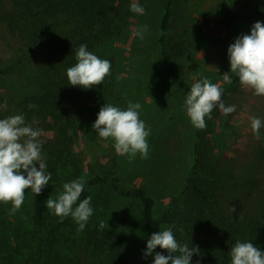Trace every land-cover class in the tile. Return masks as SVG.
<instances>
[{"label": "trees", "instance_id": "16d2710c", "mask_svg": "<svg viewBox=\"0 0 264 264\" xmlns=\"http://www.w3.org/2000/svg\"><path fill=\"white\" fill-rule=\"evenodd\" d=\"M174 3L166 0L160 23L165 60L182 56L189 44L172 36ZM124 16L125 0H0V21L18 41L13 56L0 68V89L27 123L38 121L33 126L51 134L43 155L52 176L42 194L31 192L28 206L15 215L0 203V264H130L129 247L114 230L88 222L78 233L70 217L61 223L46 208L49 193L63 190V177L81 176L75 143L81 125L90 119L89 101L97 95L106 98L114 84L111 68L102 85L91 90L73 87L67 69L76 63L75 51L81 44L100 57L99 49L120 34ZM237 85L239 78L233 75L228 87L235 92ZM29 104L35 107L29 109ZM211 115V120L205 118V130L194 128L192 167L181 191L160 213L154 196L142 187L124 188L113 172L86 182L80 199L106 184L121 197L137 200L146 239L159 232L161 225H175L178 242L200 249L202 255H194L192 264H231L228 254L237 241L251 242L264 251V208L257 216L245 217L231 214L223 205L233 177L211 146L216 110Z\"/></svg>", "mask_w": 264, "mask_h": 264}, {"label": "rangeland", "instance_id": "374dc122", "mask_svg": "<svg viewBox=\"0 0 264 264\" xmlns=\"http://www.w3.org/2000/svg\"><path fill=\"white\" fill-rule=\"evenodd\" d=\"M137 2L145 13H132V0H125L120 34L99 49L100 58L109 60L114 68V84L106 98L97 95L89 101L90 119L81 125L75 143L82 168L78 178L88 182L96 175L113 172L122 179L124 188L142 187L154 196L160 213L181 191L193 164L194 127L184 109L185 97L194 82L208 78L223 89L222 102L237 109L229 115L214 109L217 116L211 146L233 177L223 205L231 214L257 216L264 208V127L257 138L251 120L255 117L264 122V97L255 96L253 90L241 85L233 92L223 75L231 74L229 46L241 35L250 34L257 21L264 22V0H175L171 33L175 40L185 38L189 44L182 56L169 60L164 59L160 45L166 0ZM144 25L149 30L141 41L133 32ZM17 46L18 41L0 21V68ZM8 100L0 89V119L17 115ZM107 101L122 110L129 102L141 104L140 119L151 129L147 159L137 156L129 162L126 156L116 154L111 138L102 140L94 131L92 125ZM42 139L45 144L51 134L44 131ZM78 178L65 176L62 181ZM59 193L54 190L48 198H56ZM30 197L31 191L26 189L21 209L28 206ZM91 197L94 214L89 222H103L124 238L130 264H154V254L144 256L148 240L141 225L140 203L121 197L106 184L93 188ZM7 205L11 209L12 205Z\"/></svg>", "mask_w": 264, "mask_h": 264}, {"label": "clouds", "instance_id": "9594fccd", "mask_svg": "<svg viewBox=\"0 0 264 264\" xmlns=\"http://www.w3.org/2000/svg\"><path fill=\"white\" fill-rule=\"evenodd\" d=\"M130 11L138 15L145 13L137 0H132ZM148 30V25H144L136 29L133 36L143 41ZM228 58L231 74L239 78L241 87L253 90L257 97H264V22L257 21L250 34L236 38L228 48ZM75 59L74 66L67 69V79L73 87L91 90L102 85L105 78L111 75V62L88 51L86 44H81L75 51ZM231 74L223 75L224 81L229 84L232 83ZM190 88L191 91L185 97L184 109L191 125L197 130L206 129L205 118L211 120L214 109L224 115L237 110L235 105L226 106L222 102L223 89L208 78L197 80ZM28 107L31 109L35 105L29 104ZM140 111V103L129 102L124 110L106 103L92 125L99 138L105 141L111 138L116 154L126 156L129 162L137 156L141 159L149 156L147 138L151 135V129L140 119ZM37 123L35 120L27 123L23 114L0 119V203L12 205L10 215H15L21 209L26 189H31L35 196H39L52 179L42 151L44 131L33 126ZM262 127L264 122L253 117L251 130L257 138ZM85 185L84 177L66 182L56 198L50 196L46 201V208L59 218V222L63 223L71 217L78 225V233L85 230L94 214L92 197L80 199ZM103 227L104 223L101 222L100 228ZM175 227L161 225V230L154 232L148 239L144 256L154 254V264H192L194 255H202L198 246L189 247L177 241ZM179 231L182 233L183 229ZM157 248L167 251L168 255L157 252ZM228 255L231 264H264V251L251 242L237 241Z\"/></svg>", "mask_w": 264, "mask_h": 264}]
</instances>
